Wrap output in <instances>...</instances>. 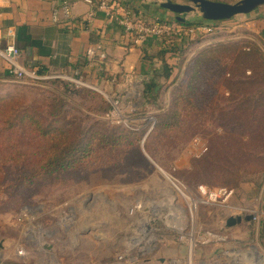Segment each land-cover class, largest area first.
<instances>
[{"label":"rangeland","instance_id":"374dc122","mask_svg":"<svg viewBox=\"0 0 264 264\" xmlns=\"http://www.w3.org/2000/svg\"><path fill=\"white\" fill-rule=\"evenodd\" d=\"M243 17L238 16L240 19ZM232 37L229 34L209 35L206 42ZM256 50L262 53L263 58L257 55ZM217 53L219 60L231 58L229 64H239L240 67L242 60L233 62V56L245 53L250 59L245 62L248 63L245 75L258 79L264 76V42L253 39L238 41L225 45ZM182 66L179 67L178 76ZM40 81L36 83L59 92L64 90L60 81H67L78 88V94L68 92L61 121L86 127L101 120L108 127L118 126L138 132L139 137L134 149L104 160L103 156L94 158V163H86V167L76 166L39 182L36 187L31 185L20 198L0 197V264H109L124 253L127 246H130L127 256L136 258L135 264H201L212 257L218 260V264H264V240L260 239L259 234L251 228L248 230V225L244 223L232 227L225 224L226 218L235 213L230 207L242 204L235 188L238 182L251 176L249 167L234 153L230 155L238 163L233 162L226 172H209L203 163L222 140L224 132L234 130L232 126H220L221 120L214 118L211 112L202 119L194 118L190 127L193 130L188 137L176 135L168 142H165L167 139L150 142L154 137L150 133L156 123L158 107L144 104L141 94H138L140 89L134 97L125 96L124 93L114 96L100 90L95 91L98 94L95 96L83 91L90 87L79 78L51 77ZM168 89L161 92L158 101L160 107L168 104ZM9 91L14 92L0 87V95ZM18 93L25 95L23 105L39 108L40 121L44 125L53 120V113L50 112L53 103L48 95L24 89ZM211 96L213 93H209L207 99ZM101 106L108 109L102 110ZM2 111L0 105V121L6 117ZM8 132L4 129L1 132L3 135H0V166L4 184L15 178L17 164H32L31 159L23 162V159H17L19 157L4 158L11 146L10 142L2 143ZM194 136L201 137L208 146V153L199 158L187 153V145ZM12 137L18 140V148L31 149L22 145L29 137L27 130L22 131L18 127ZM155 165L177 175L193 193L198 185L234 190V194L225 201L205 202L198 205L195 212L194 222L201 232L220 236L221 241L198 245L189 258L185 245L177 239L175 229L168 227L172 222L164 218L168 210L160 208L131 214L128 209L134 200L159 199ZM44 244L49 247L46 248ZM20 248L23 251L19 254L17 251Z\"/></svg>","mask_w":264,"mask_h":264},{"label":"trees","instance_id":"16d2710c","mask_svg":"<svg viewBox=\"0 0 264 264\" xmlns=\"http://www.w3.org/2000/svg\"><path fill=\"white\" fill-rule=\"evenodd\" d=\"M121 4L119 0H112L109 6H119L122 8V13L130 10L135 18L137 17V10ZM143 23L149 25L150 21H143ZM154 23L165 30L158 34H147L140 43L144 52H147L146 55H149L151 47L149 43L157 45L158 51L155 56L161 60L162 64L160 76L153 75L142 81L143 103L158 107L155 113L156 123L150 133V135L154 134V137L150 142L157 141V139H167L165 142H168L170 138L173 140L176 135L188 137L189 132L193 130L190 127L193 125L194 118L202 119L204 115L212 112L214 118L221 120L220 126H232L234 130L224 132L222 140L211 151V156H206L203 163L209 172H226L233 162H237L230 154L234 153L241 157L242 163L249 167L251 174L250 177H245L238 182L235 188L240 196L241 205H243L248 199V190L258 193L264 181V76L262 78L260 76L258 79V77L253 76V78L245 75L244 70L248 69L246 68L248 63L245 62L250 60L247 54L242 53V56L237 54L235 57L232 54L233 62L242 60L240 67L239 64L235 66L229 64L231 58L219 60L217 51L225 45L238 41L247 42L250 39L244 37L223 39L208 43L196 50L206 42L207 36L226 34L227 32L224 30L228 26L225 22L221 21L212 25L210 21L204 20L200 16L197 19H186L183 15L180 19L174 17L172 21L155 19ZM176 25L180 27L181 31L191 27L211 25L213 31L210 34L192 32L188 37L181 36L178 42H175L174 28ZM227 34L233 35L234 33ZM129 35L133 40L136 32L132 31ZM193 51L195 52L186 63L182 78L175 84L179 77L177 73L179 67L184 64ZM255 52L263 58L259 50ZM165 54H175L179 59L177 71L168 82L171 69L164 59ZM159 77L165 79L164 83L158 82ZM36 82L41 81L14 79L8 72L5 63H0V87L14 90V92L9 91L0 95L2 112L6 115L0 121L2 128L0 135H3L1 132L4 129L9 130L2 139V143H11L4 158L8 160L19 157L17 159H23V162L28 159L32 161L31 165L17 164L15 166L16 176L8 184H4L0 166L1 198L11 196L20 198L31 185L36 187L39 182L56 177L76 166L86 167V163H94L92 161L94 158L103 156L102 160H104L108 156L124 153L128 149L136 147L139 133L133 130L118 126L108 127L101 120H96L86 127H80L71 121H61V117L64 118L61 112L63 105L67 103L68 92L78 94V88L70 85L67 81H60L64 90L59 92L44 88ZM170 87L168 104L160 107L158 101L161 92ZM22 89L48 95L47 97L53 103V106H50L53 120L44 125L40 121L39 108H32L28 104L23 105L22 103H25L26 100L25 95L18 93ZM85 89L83 91L98 96L94 89ZM209 93H213V96L207 99ZM218 101H224V103H218ZM101 109L107 110L108 108L101 106ZM18 127H21L22 131H28L29 137L22 145L31 147L30 150L17 147L18 140L12 137V134ZM207 153L208 149L201 156ZM246 225H248V230L251 228L255 231L254 222L249 221ZM259 225L258 234L263 241L264 224L260 222Z\"/></svg>","mask_w":264,"mask_h":264},{"label":"crops","instance_id":"0c3cea01","mask_svg":"<svg viewBox=\"0 0 264 264\" xmlns=\"http://www.w3.org/2000/svg\"><path fill=\"white\" fill-rule=\"evenodd\" d=\"M63 2L69 6V16L64 17L58 11L56 20H53L54 10H59ZM158 2L119 0L122 6L137 10L140 20L154 21L160 18L172 21L175 16L159 7ZM97 4L98 0L93 5L83 0H0V46L13 43L20 50L19 61L41 74L79 78L87 82L91 89L114 96L124 93L125 96L134 97L138 89L140 95L143 79L160 76L162 72L161 60L155 56L158 47L147 42L151 47L149 55H146L141 44L131 40L129 33L119 23L122 8L111 5L105 11ZM91 11L93 15L88 17ZM198 17V13L184 15L186 19ZM223 22L228 26L224 31L234 33L232 38L244 36L264 42V7L241 19L236 16ZM8 29L12 30V36L7 34ZM97 45L99 49L89 57L87 49L96 48ZM164 59L171 69L168 82L177 71L179 59L175 54H165ZM1 63L4 64L3 61ZM164 81V78H158V82ZM248 194L246 202L239 205L247 208V211L233 215L251 216L252 211L256 213L254 223L255 232L258 233L260 225L257 227L256 222L264 224V190L260 203L259 192L248 190ZM249 221L251 219H243L235 226Z\"/></svg>","mask_w":264,"mask_h":264},{"label":"built area","instance_id":"2783aa9c","mask_svg":"<svg viewBox=\"0 0 264 264\" xmlns=\"http://www.w3.org/2000/svg\"><path fill=\"white\" fill-rule=\"evenodd\" d=\"M89 5H93L95 0H83ZM112 0H98V8L105 11L109 10V4ZM59 10H54L52 19L56 20L57 12L64 17H68L70 14L69 6L67 3L63 2L58 8ZM93 15V11L89 12L88 17ZM212 25L218 24L221 21H210ZM119 23L123 26L124 31L130 33L132 31L136 32V36L133 41L135 43H141L147 34H158L165 30L159 27L154 21H150L149 25L143 23L138 17L135 18L134 14L130 10H126L119 20ZM211 25H202L198 27H191L181 31L178 25L174 28L175 40H179L181 36H187L192 32L210 34L212 32ZM7 34L12 36V30L8 29ZM99 49V45L96 48L87 49L86 54L89 57L94 56L95 51ZM103 57V54H100ZM20 50L11 42H7L4 46H0V63L3 61L7 66L8 72L14 77V79L22 81H35L41 79H48L51 77H61L68 79L69 76H63L59 74H41L31 67H27L19 61ZM208 149L206 142L199 136H194L187 145V153L193 157L198 158ZM156 166L157 170V181L158 188L162 191H156L159 199L154 198L146 199H136L129 206L131 214L137 213L142 210H159L163 208L168 210L165 215V219H169L172 223L168 225L175 229L178 235V241L185 245L188 257L190 252L200 244H205L209 241H221L222 237L215 236L209 232H201V228L194 222L195 212L198 205L208 202H215L216 200L225 201L228 197L234 194L233 189L230 188H207L204 185H198L195 188V193L190 191L186 184L175 176L171 171H165L159 166ZM156 194V193H155ZM235 213H244L247 208L242 206H231L230 207ZM257 214L253 211L251 212V220H256ZM154 241V240H153ZM130 246L125 247L124 253L118 255L113 262H122L124 264H135L137 261L134 257L127 256V249ZM22 248L17 252L22 253ZM191 257V255H190ZM111 263V262H110ZM201 264H218V260L212 257L206 262H201Z\"/></svg>","mask_w":264,"mask_h":264},{"label":"water","instance_id":"95a60500","mask_svg":"<svg viewBox=\"0 0 264 264\" xmlns=\"http://www.w3.org/2000/svg\"><path fill=\"white\" fill-rule=\"evenodd\" d=\"M157 4L159 7L172 13L177 19H180L182 15L197 12L202 19L207 21H226L239 15L249 14L258 8L264 7V0H236L234 2H221L216 0H159ZM240 37H244V36H237L234 38H240ZM214 41H220V40H214ZM214 41L205 42L201 44L199 47H197L196 50ZM195 51L191 52L187 57V59L185 60L181 68L179 77L176 80L175 84L181 79L185 69V65ZM171 87L167 91V97L169 95V91ZM263 190H264V182L262 183L259 191V203L261 201ZM243 219L249 220L251 219V216L231 215L228 218H226L225 224L228 227L233 226L235 224L240 223ZM258 224L259 221L256 222L257 227ZM44 246L46 248L49 247L48 244H44ZM109 264H124V263L111 262Z\"/></svg>","mask_w":264,"mask_h":264},{"label":"bare ground","instance_id":"6f19581e","mask_svg":"<svg viewBox=\"0 0 264 264\" xmlns=\"http://www.w3.org/2000/svg\"><path fill=\"white\" fill-rule=\"evenodd\" d=\"M156 178V177H155ZM157 181V180H156ZM155 186H157V185H155ZM157 189V188H156ZM160 191H162L163 192V190L160 188L159 189ZM190 255H192V252H190V254H189V258H190Z\"/></svg>","mask_w":264,"mask_h":264}]
</instances>
